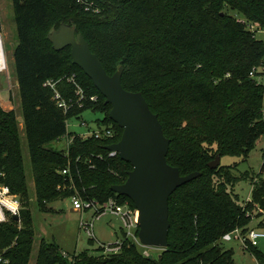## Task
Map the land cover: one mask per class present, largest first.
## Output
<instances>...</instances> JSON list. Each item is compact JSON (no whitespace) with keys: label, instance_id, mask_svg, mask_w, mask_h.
I'll list each match as a JSON object with an SVG mask.
<instances>
[{"label":"trees","instance_id":"16d2710c","mask_svg":"<svg viewBox=\"0 0 264 264\" xmlns=\"http://www.w3.org/2000/svg\"><path fill=\"white\" fill-rule=\"evenodd\" d=\"M86 1L94 3L89 10L77 0H13L19 39L14 62L36 200L20 120L0 103V183L23 202L20 220L0 222V264H30L37 239L32 206L48 210L74 188L90 200L116 197L136 208L128 196L112 190L133 169L107 149L121 140L124 129L110 118L112 106L93 80L74 63L71 46L56 50L49 39L71 19L107 72L113 75L124 66L123 86L142 92L159 115L171 139L168 162L182 175L201 174L171 195L169 246L160 254L145 255L125 233L122 250L114 254H104L100 246L99 254L84 250L70 257L57 242L42 239L36 264H237L234 250L220 242L237 228L244 233L251 228L255 206L264 213V163L245 203L229 188L238 179L231 172L237 165L211 168L209 163L217 155L247 156L264 135V88L250 76L264 55V41L252 29L264 28V0ZM74 74L88 98L66 112L53 99L54 89L44 84L57 81L62 95L75 101L77 87L68 81ZM93 95L97 101L89 99ZM86 110L103 112L99 126L112 128L114 136L69 133L68 120L82 118ZM67 134V150L48 146ZM68 166L70 173L63 174ZM250 251L264 264L259 246Z\"/></svg>","mask_w":264,"mask_h":264},{"label":"water","instance_id":"95a60500","mask_svg":"<svg viewBox=\"0 0 264 264\" xmlns=\"http://www.w3.org/2000/svg\"><path fill=\"white\" fill-rule=\"evenodd\" d=\"M56 50L72 48L74 63L93 80L96 87L111 104L110 118L124 129L119 142L107 146L133 165L127 180L115 184L112 190L128 196L139 211L138 237L145 247L160 249L169 246L170 197L181 186L195 180L200 171L182 175L179 167L168 162L171 139L165 135L159 115L145 95L123 86L124 66L110 75L89 41L73 19L62 22L49 33ZM221 164L217 155L209 163L211 168ZM19 220V215H14ZM153 257V255H150Z\"/></svg>","mask_w":264,"mask_h":264},{"label":"rangeland","instance_id":"374dc122","mask_svg":"<svg viewBox=\"0 0 264 264\" xmlns=\"http://www.w3.org/2000/svg\"><path fill=\"white\" fill-rule=\"evenodd\" d=\"M0 14L2 21L1 31L4 35L5 48L8 57L9 70L0 73V103L6 109H14L20 120V129L23 136V149L27 172L30 178L32 193L35 197V179L32 173V163L28 139L24 127V114L22 107V98L18 84L16 66L14 62V51L18 45V31L16 17L13 7V0H0ZM256 37L264 41V28H258L255 31ZM103 112L86 110L82 118H70L68 120V132L80 133L89 136L91 131L97 130L98 121L103 120ZM89 124V127L86 125ZM71 138L67 134L61 139L51 142L48 146L58 150H67ZM264 163V135L257 142L256 147L247 155L244 154H225L221 157L222 165L237 166L231 169L232 175L238 179L229 185V188L239 195L240 203H245L252 198L253 182L262 177L260 171ZM246 172H249L247 174ZM242 175L244 177H242ZM264 177V175H263ZM35 214V229L37 239L35 241L33 256L30 264H36L37 256L42 239L57 242L61 248L71 255L89 250L92 254H99L98 250L102 243L115 242L121 238L125 229V224L120 216L108 214L101 219L95 220L94 210L82 211L74 208L70 198L60 199L48 204V210L38 209L32 206ZM132 208V207H131ZM250 215L252 222L249 227L259 226L261 220H264V213L255 206ZM94 220V230L96 237L91 241V236L81 227V221ZM241 230V229H240ZM239 231L227 233L221 239V245L225 249L234 250V258L237 264H263L254 254L244 247L240 239L236 238ZM138 247L149 254H160L162 249L156 247H145L141 242L136 241ZM259 248L264 251V239Z\"/></svg>","mask_w":264,"mask_h":264},{"label":"built area","instance_id":"2783aa9c","mask_svg":"<svg viewBox=\"0 0 264 264\" xmlns=\"http://www.w3.org/2000/svg\"><path fill=\"white\" fill-rule=\"evenodd\" d=\"M80 3L85 4L86 9L89 10L94 6L93 2H88L86 0H77ZM254 31L257 30L255 26L252 27ZM9 70L8 57L5 48L4 35L0 29V73L6 72ZM251 78H253L258 85L264 88V55L259 64L253 67L250 72ZM68 81L75 84L77 87L76 100L71 99L67 100L62 93L56 88L58 83L55 80H48L45 82V86H50L54 89L53 99L56 101L57 105L63 108L66 112L70 110L75 104L82 106L84 101L88 98L86 91L78 83L76 74L68 77ZM92 101H97L98 96L93 95L89 98ZM89 127V124H86ZM115 132L112 128L108 127H98L97 130L91 131L89 136H95L96 138H105L114 136ZM110 157L119 156L117 151L109 150ZM63 174H69V166L61 171ZM72 187L75 186L74 178L71 177ZM72 200L74 208L77 210H94L93 217L95 220L101 219L102 217L112 214L120 216L125 224V229L123 231L126 234L125 238L130 239L135 242L139 241L138 237V218L139 211L137 208H131L128 202L121 203L118 198L111 197L105 203H100L95 200H90L80 192L77 188H74V192L69 197ZM23 209V202L21 198L12 191L11 187L7 184L0 183V222H8L11 219H15L14 215H19L21 219V212ZM261 222L264 224V220ZM81 227L92 237L94 240L96 237L94 230V220L90 221H81ZM234 231H239L236 234V238L240 239L244 247L250 250L253 247L259 246L261 241L264 239V226L262 227H253L250 228L246 233L240 230V228L235 229ZM232 231V232H234ZM231 233V232H229ZM122 235V236H123ZM226 236V235H225ZM124 240L123 238L117 239L115 242L102 243L100 246L103 247L104 254H114L119 253L123 248ZM144 254L149 256L150 254L147 251H144ZM64 255L72 257V255L64 250Z\"/></svg>","mask_w":264,"mask_h":264}]
</instances>
